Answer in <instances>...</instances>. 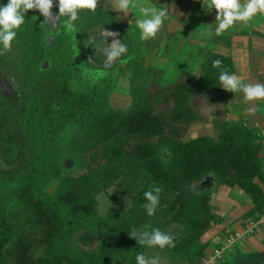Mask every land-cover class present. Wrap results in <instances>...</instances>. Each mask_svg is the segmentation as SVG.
<instances>
[{
	"label": "trees",
	"instance_id": "obj_1",
	"mask_svg": "<svg viewBox=\"0 0 264 264\" xmlns=\"http://www.w3.org/2000/svg\"><path fill=\"white\" fill-rule=\"evenodd\" d=\"M76 23L77 38L61 17L53 29L28 10L11 49L0 54V78L9 84L7 91L0 84V264H136L151 248L131 235L145 226L174 236V247H152L166 256L162 264H200L224 222L211 204L220 186L248 199L243 227L264 213L261 133L225 118L211 120L213 135L201 131L196 102L224 103L218 77L221 69L233 74L230 57L208 49L193 74L185 68L161 89L164 70L147 63L143 43L129 41L124 32L132 24L121 14L81 9ZM103 28L127 45L111 65L87 47ZM212 40L229 44L227 35ZM216 59L220 68L212 66ZM74 67L98 80L72 90ZM124 72L130 103L118 108L110 94ZM153 186L162 192L148 216L143 193ZM100 194L112 204L104 213ZM213 264H264V238L261 249L235 245Z\"/></svg>",
	"mask_w": 264,
	"mask_h": 264
},
{
	"label": "crops",
	"instance_id": "obj_2",
	"mask_svg": "<svg viewBox=\"0 0 264 264\" xmlns=\"http://www.w3.org/2000/svg\"><path fill=\"white\" fill-rule=\"evenodd\" d=\"M134 5H146L167 7L168 19L162 25L160 31L154 38L144 41L149 55L162 57H181L179 59L192 72L196 70V64L202 61L203 54L208 49L216 53L230 57L233 74L245 83L264 82V14H258L247 23L237 22L231 29L221 35L229 37V44H209L214 32L216 11H206L202 7L201 0H131ZM97 6L106 11L121 14L126 22L133 24V9L129 12H120L115 9L114 0H97ZM212 31H209V30ZM172 48V53L168 51ZM177 49V52L174 50ZM175 54V55H174ZM147 56V57H148ZM146 57L147 60H149ZM152 60V59H150ZM186 67V69H187ZM167 68V66H166ZM224 103L219 106H211L207 100L198 99L197 111L204 117L202 132L213 135L214 129L211 120L214 118H225L230 122L241 121L248 126L254 127L264 138V100L246 101L242 93L223 92ZM251 109V110H250ZM261 163L264 169V160L261 152ZM212 211L221 217L224 222L218 228L213 229V238L209 243L207 251L215 246L214 239L217 235L243 234L244 227L241 224L232 226L250 207V203L242 191L237 188L220 186L212 195ZM231 223V224H230ZM222 232V228H224ZM225 235V236H224ZM264 238V227L250 235H243L236 243L238 249L251 252L262 248ZM219 242V243H220Z\"/></svg>",
	"mask_w": 264,
	"mask_h": 264
},
{
	"label": "clouds",
	"instance_id": "obj_3",
	"mask_svg": "<svg viewBox=\"0 0 264 264\" xmlns=\"http://www.w3.org/2000/svg\"><path fill=\"white\" fill-rule=\"evenodd\" d=\"M115 9L120 12H129L136 5L131 0H114ZM202 7L206 11L215 9L217 22L214 27L216 35H220L231 29L237 22L247 23L258 14H264V0H201ZM53 0H7L0 3V54L12 47L13 41L17 37L21 26L25 24L26 12L37 10L46 19H52ZM87 9L95 12L97 0H58V13L56 18L66 17L63 27L71 33L76 32L74 22L80 18V10ZM169 11L167 7L143 6L139 10V17L136 19V26L140 30L139 37L142 41L154 38L160 31L162 25L168 19ZM36 18V16H34ZM209 31H212L211 29ZM104 37H111V41L106 39H90L88 41L96 49V55L103 57L105 65H111L118 61L127 52V45L116 39V33L99 31ZM93 36V35H92ZM90 36V37H92ZM222 61L219 59L212 61L214 68H220ZM220 87L228 92L242 93L246 101L264 100V82L245 83L236 75L231 74L226 69H221L219 73ZM251 110V109H250ZM162 189L153 186L143 193L146 203L143 205L148 216H154L160 203ZM145 226L142 229H133L132 238L136 239L139 246L149 248L174 247V236L162 231L159 228ZM220 253H217L219 255ZM136 264H160L159 256L146 257L143 253L135 256Z\"/></svg>",
	"mask_w": 264,
	"mask_h": 264
},
{
	"label": "rangeland",
	"instance_id": "obj_4",
	"mask_svg": "<svg viewBox=\"0 0 264 264\" xmlns=\"http://www.w3.org/2000/svg\"><path fill=\"white\" fill-rule=\"evenodd\" d=\"M6 1L7 0H0V3H6ZM54 3L57 6L56 8H58V0H53V6H54ZM143 6H154V5L151 4V3H147L146 5H143ZM143 6L136 5V7L133 9V11H132L133 12V14H132V16H133L132 17V20H133L132 27L130 26L129 27L130 29H128V30H126L124 32L125 35H127L128 37L130 36L129 38L131 40H129V41L135 43L136 45L139 42H141V43L144 44V41H142V40L140 41V37H139L140 30L136 26V19L139 17V10ZM31 11H33V10H31ZM58 15H53V18L52 19H46V18L43 17L44 22L47 23V26L48 27H53V29L55 27L57 28V25L56 24H57L58 18H56V17ZM105 17H107L108 19H113V16L112 15H109V14H106ZM89 18H90V20L93 19L92 22H91V25L96 24V21H95L96 18L95 17L90 16ZM87 19H88V17H87ZM61 20H62V22L65 21L66 20V17L61 16ZM74 24H75V27H76V32L74 33V37H76V36H79L78 33H77V31H79V28H77V23L76 22H74ZM69 36H72V35L70 34ZM214 36L215 35H213L211 37V39L208 40L209 44L214 43L213 40H212V38ZM108 38H111V37H108ZM106 39H107V37H106ZM146 49H148V48L146 47ZM168 51L172 53V48H169ZM174 51L177 52V49L174 50ZM148 52H150V51H148ZM148 57L150 59H152V60H150ZM148 57L147 58L149 60H147L148 61L147 63H150V64H152V65H154L156 67H160V68H162L164 70L163 71V75L157 80L158 87H161V89L162 88H167L168 85L172 84L173 82H175L176 80H178L179 78H181L182 77V74L181 73L187 67V64L185 66L184 63H182L179 60V59H181V57L184 58L183 56H181V57L179 56L177 58L176 57H172V58L171 57L170 58L168 57V59H167V57H162V59H159L157 55H152V56H148ZM102 58L103 57L100 56L99 59H102ZM166 66H167V68H166ZM187 69L189 70L188 71L189 73L193 74V72H190L191 69L189 67H187ZM98 75L99 74L94 75L93 77L86 76L85 72H81L80 70H78V67H74L73 68V77L71 78L72 80H71V83H70L71 89L74 90V91H80L82 85H84L85 82L86 83H93L96 80H98L97 79V76ZM0 84H1V87L3 88V90H5V91L9 90V84L7 83V81L5 80V78H3V77L0 78ZM116 85H117V87L114 88V90L110 94V104L112 106H114V107L125 108L130 103V96H129L128 89H127V87H128V81H127V73L126 72H124L123 73V76H121V78H119V80H118V82H117ZM195 134L196 133L194 131L191 132V135L192 136H194ZM76 166H77V164H74L73 165V168H75ZM126 201H127V199L126 198H123V199H121L120 201H118L114 205L117 208L120 204L126 203ZM111 206H112V204L110 203V200L107 199L105 195L100 194L98 196L97 210H98L99 213L106 212ZM242 221H243V218L242 217H239L237 220L233 221L232 224L231 223L230 224L232 226H236L238 224H241ZM222 237L223 236H221V235L218 234L217 237H216V239H214V243L219 244V242H220L219 240ZM94 245H95V242L92 244V246H94ZM162 253L157 252V250H155L154 248H151V249L148 250L149 257L150 256H159L160 257V264L166 262V256L165 255H162ZM232 254H233V252H232Z\"/></svg>",
	"mask_w": 264,
	"mask_h": 264
},
{
	"label": "built area",
	"instance_id": "obj_5",
	"mask_svg": "<svg viewBox=\"0 0 264 264\" xmlns=\"http://www.w3.org/2000/svg\"><path fill=\"white\" fill-rule=\"evenodd\" d=\"M263 144H264V138H263ZM262 157L264 160V149L262 152ZM263 222H264V213L262 214L261 218L258 221L246 225L243 230V234H227L222 239V241L219 243L218 246L215 245L213 248L206 251L205 255L200 260V264H213L218 260H221L227 253L231 252L234 249V246L236 245L237 241L243 235L252 234L255 231V229ZM217 253L220 254L217 255Z\"/></svg>",
	"mask_w": 264,
	"mask_h": 264
},
{
	"label": "flooded vegetation",
	"instance_id": "obj_6",
	"mask_svg": "<svg viewBox=\"0 0 264 264\" xmlns=\"http://www.w3.org/2000/svg\"><path fill=\"white\" fill-rule=\"evenodd\" d=\"M57 6H56V4L54 3V6H53V8L51 9V11H52V13L54 14V15H58L59 13H58V8H56ZM87 47H89V49H91L92 51L91 52H89L90 53V55H93L95 58H97V59H99L100 58V56H97L96 55V49L90 44H88V46Z\"/></svg>",
	"mask_w": 264,
	"mask_h": 264
},
{
	"label": "water",
	"instance_id": "obj_7",
	"mask_svg": "<svg viewBox=\"0 0 264 264\" xmlns=\"http://www.w3.org/2000/svg\"><path fill=\"white\" fill-rule=\"evenodd\" d=\"M106 32H110V31H106ZM100 37H103V39H106V37H104L103 33H97V34L93 35L90 39H92L94 41L96 39H99ZM110 39L111 38L107 37L106 41L110 42Z\"/></svg>",
	"mask_w": 264,
	"mask_h": 264
}]
</instances>
